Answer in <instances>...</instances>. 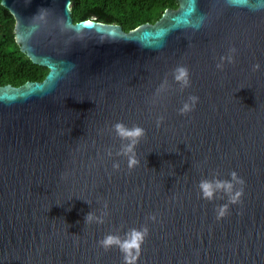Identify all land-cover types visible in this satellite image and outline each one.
Here are the masks:
<instances>
[{
    "label": "water",
    "instance_id": "water-1",
    "mask_svg": "<svg viewBox=\"0 0 264 264\" xmlns=\"http://www.w3.org/2000/svg\"><path fill=\"white\" fill-rule=\"evenodd\" d=\"M175 1L125 32L73 22L70 0H0L47 69L0 87V264H123L99 241L145 227L136 264H264V0ZM118 122L145 130L131 170ZM233 172L243 195L218 220L228 197L199 183Z\"/></svg>",
    "mask_w": 264,
    "mask_h": 264
},
{
    "label": "trees",
    "instance_id": "trees-1",
    "mask_svg": "<svg viewBox=\"0 0 264 264\" xmlns=\"http://www.w3.org/2000/svg\"><path fill=\"white\" fill-rule=\"evenodd\" d=\"M175 0H70L73 22L94 18L119 25L128 32L144 23H155L166 9H176ZM47 69L31 61L14 40V19L0 5V87L20 86L27 81L40 82Z\"/></svg>",
    "mask_w": 264,
    "mask_h": 264
},
{
    "label": "clouds",
    "instance_id": "clouds-1",
    "mask_svg": "<svg viewBox=\"0 0 264 264\" xmlns=\"http://www.w3.org/2000/svg\"><path fill=\"white\" fill-rule=\"evenodd\" d=\"M234 51V50H233ZM222 61L224 58H221ZM229 62H232V57H228ZM223 63L218 64L217 68L222 69ZM254 69L258 70L259 65L254 66ZM174 79L176 82L181 84V87L189 86V73L185 67H178L174 72ZM189 102L183 104L180 109V114H186L192 111L198 102V97L190 96L188 98ZM160 120L157 121L159 126ZM113 130L116 136L122 141L120 151L117 153L118 156H123L127 158L128 168L131 170L139 164L137 159V153L135 151L136 147L140 143V140L145 136V130L139 126H133L131 128L127 127L125 124L118 122L113 126ZM111 155V152H109ZM113 168L118 170L119 164H114ZM243 185L244 181L238 179L235 172L231 173V180H220L214 178L212 180L204 179L199 183V189L202 194V198L208 201H212L217 198L218 193H222L223 196H227V203L217 209V219L225 217L228 213L229 205H234L240 202V198L243 195V188L239 191H234V183ZM155 219V217H151ZM95 221L96 223L102 224L104 222L103 216L96 217L92 213H89L85 218V223H91ZM148 235L147 227L137 230L131 229L125 233L124 237L119 235L109 234L105 236L101 241H99L100 246L108 251L112 247H117L123 255V264H136V261L140 255L141 245L143 244L145 238Z\"/></svg>",
    "mask_w": 264,
    "mask_h": 264
},
{
    "label": "snow or ice",
    "instance_id": "snow-or-ice-1",
    "mask_svg": "<svg viewBox=\"0 0 264 264\" xmlns=\"http://www.w3.org/2000/svg\"><path fill=\"white\" fill-rule=\"evenodd\" d=\"M189 3H191V0H188Z\"/></svg>",
    "mask_w": 264,
    "mask_h": 264
}]
</instances>
